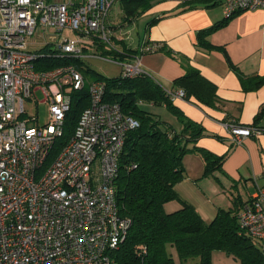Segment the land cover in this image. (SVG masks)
Masks as SVG:
<instances>
[{
  "label": "built area",
  "instance_id": "1",
  "mask_svg": "<svg viewBox=\"0 0 264 264\" xmlns=\"http://www.w3.org/2000/svg\"><path fill=\"white\" fill-rule=\"evenodd\" d=\"M215 1L225 19L264 8V0ZM115 2L0 0V264H113L127 237L131 221L120 215L116 181L126 136L139 121L107 102L105 83L94 81L89 107L54 156L72 94L87 80L75 64L38 68L46 56L85 61L98 44L115 48L108 22ZM121 66L125 77L146 74L139 57ZM38 91L51 104L42 126L25 118V102ZM169 94L185 98L182 90ZM229 130L237 145L263 133L234 123ZM239 222L264 244V186Z\"/></svg>",
  "mask_w": 264,
  "mask_h": 264
},
{
  "label": "trees",
  "instance_id": "2",
  "mask_svg": "<svg viewBox=\"0 0 264 264\" xmlns=\"http://www.w3.org/2000/svg\"><path fill=\"white\" fill-rule=\"evenodd\" d=\"M123 12L122 20L132 24L153 6L155 0H116ZM210 0H200L208 2ZM216 4V3H215ZM214 4V5H215ZM161 17L155 18L151 24ZM232 19V18H231ZM230 19L199 32V44L212 48L207 38L222 28ZM120 44V42H113ZM123 43V42H122ZM105 54L114 55L122 62H130L137 51L121 44V48H107L98 44ZM163 44L156 51H164ZM226 58L235 70L238 68ZM85 51H88L87 48ZM39 69H52L63 64H75L87 80L86 87L72 94V107L67 113L64 133L57 141L53 155L68 144L83 111L90 105L89 84L94 81L106 85V101L118 102L123 112L139 121L140 127L126 136L120 157L116 181V200L122 217L131 221L127 237L112 252L113 264H213V254L223 252L236 264H264V244L254 240L239 222L237 200L230 210L220 209L217 217L206 222L194 206L184 201L175 186L186 178L184 159L198 153L205 160L204 176H212L221 169L225 157H219L197 146L205 136L201 124L188 118L174 103L169 92L182 90L185 99L193 97L201 103L214 106L218 101L217 86L201 72L186 66L185 75L175 79V90L167 91L153 77H106L93 70L86 61L65 57H43ZM241 75V74H240ZM94 76V79L89 77ZM243 89L255 91L264 86V76H240ZM145 106L162 107L172 113L181 129L165 121L161 115ZM264 117V105L252 126L264 133L259 122ZM255 136H252L254 138ZM178 201L181 208L167 212L166 205Z\"/></svg>",
  "mask_w": 264,
  "mask_h": 264
},
{
  "label": "crops",
  "instance_id": "3",
  "mask_svg": "<svg viewBox=\"0 0 264 264\" xmlns=\"http://www.w3.org/2000/svg\"><path fill=\"white\" fill-rule=\"evenodd\" d=\"M158 17L160 20L151 24ZM118 19L117 13L108 21L114 33L113 42H120H112L115 48L124 44L136 50L146 74L167 91L176 89L174 81L186 74L187 65L197 68L217 86L219 101L214 106L194 97L179 98L174 103L204 128L205 136L197 146L225 160L221 169L206 177L204 158L198 153L188 154L184 159L186 178L175 186V191L206 222L213 221L220 209L233 208L234 199L242 210L264 186V133L237 145L229 124L252 125L264 105V86L247 92L240 80L242 74L264 76V8L241 12L228 20L207 38L212 48L200 45L198 34L224 22L223 9L215 0H155L151 9L132 24L122 19L117 23ZM140 26L143 33L138 32L136 48L129 42L133 29ZM162 44L164 51H153L154 45ZM221 48L237 70L231 67ZM259 125L264 126V117ZM174 126L181 129L179 123ZM180 208L178 201L166 205L167 212Z\"/></svg>",
  "mask_w": 264,
  "mask_h": 264
},
{
  "label": "rangeland",
  "instance_id": "4",
  "mask_svg": "<svg viewBox=\"0 0 264 264\" xmlns=\"http://www.w3.org/2000/svg\"><path fill=\"white\" fill-rule=\"evenodd\" d=\"M117 13L119 19L116 20V22L118 23L122 19L123 15L120 2L118 1L113 4L112 9L110 11V17H115ZM138 32L139 34L143 33V29L141 26L139 27V29L138 27L133 29L131 33L132 40L129 43H131L132 45L135 44L134 42H136L138 38ZM105 46L109 48L107 45ZM134 47L137 48V45L135 44ZM94 54H98L100 55V57H95ZM85 61L88 66H90L93 70L103 76L112 78L120 76L122 74L121 64L123 62L120 61V59L116 58L114 55L105 54L99 48L90 51V53L86 55ZM89 78L94 79V76H91ZM50 105V102L47 100L45 94L42 91L36 92V94H33L31 99L26 100L25 102V118L29 120H33V118H35L36 120L33 121V123L41 126L48 124L50 122ZM144 108L151 109L156 113L160 114L161 118L165 121H168L172 124H178L176 117L172 113L167 111L165 108L157 107L155 109H152L148 106H145ZM213 264H236V261L232 257H229L224 254L223 252H215L213 254Z\"/></svg>",
  "mask_w": 264,
  "mask_h": 264
}]
</instances>
